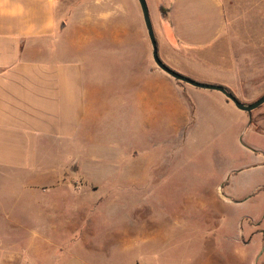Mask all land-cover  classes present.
I'll return each instance as SVG.
<instances>
[{
  "label": "rangeland",
  "instance_id": "1",
  "mask_svg": "<svg viewBox=\"0 0 264 264\" xmlns=\"http://www.w3.org/2000/svg\"><path fill=\"white\" fill-rule=\"evenodd\" d=\"M162 1L147 0L163 61L200 82L226 80L240 101L254 102L251 98L264 86V0H222L228 16L225 37L191 51L171 46L163 36L167 9ZM62 20L58 29L65 51L96 67L89 73L103 81L93 130L98 145L120 151L118 163H112L111 156L98 162V149L84 142L62 151V161L72 160L71 174L85 168L90 187L85 196L78 192L83 182L73 183L77 191L69 188L79 196L66 197L65 205L68 200L71 205L86 204L80 212H70V223L79 224L84 234L98 224L99 237L134 226L130 237L136 245L130 260L160 256L164 264H264L256 261L264 253V189L252 190L264 188V174L245 181L244 172L238 173L248 165L242 148L250 138L248 133L243 143L236 142L229 123L235 118L210 97L223 94L184 84L191 93H185L184 103L195 109L194 115L181 132L171 126L168 115L167 130L159 133V122H152L132 97L127 107L126 84L130 78L148 76L147 64L151 77L167 75L153 60L138 0H71L63 5ZM85 45L86 53H79ZM112 63L116 66L109 70ZM260 143L264 139H258ZM2 184L8 206L15 191L18 207L28 205L25 189L9 179ZM29 242L23 239L21 245L7 247L11 264H45L47 253H60L56 246Z\"/></svg>",
  "mask_w": 264,
  "mask_h": 264
},
{
  "label": "crops",
  "instance_id": "2",
  "mask_svg": "<svg viewBox=\"0 0 264 264\" xmlns=\"http://www.w3.org/2000/svg\"><path fill=\"white\" fill-rule=\"evenodd\" d=\"M70 1L0 0V264H11L7 247L21 245L23 239L33 246L41 241L60 249L56 257L47 253L45 264H121L125 259L124 264H164L160 256L129 259L136 245L130 237L134 226L99 237L98 224L84 234L79 224L70 223V212H80L86 204L71 205L68 200L65 205V198L79 193L85 196L90 187L81 162L80 170L71 174L72 160L62 161V151L84 142L90 149H98V162L106 156H111L112 163L120 161V151L99 146L93 131L103 81L89 73L96 67H90L82 58L75 59L64 49L65 40L58 28L62 27L63 5ZM161 6L167 9L161 25L163 36L179 50L206 49L227 33L228 16L222 0H163ZM138 31L144 33L141 23ZM80 50L86 53L87 45L80 46ZM115 66L112 63L109 70ZM147 73L127 82V107L132 97L152 122H159V133L167 130L168 115L171 126L182 131L195 113L188 102L184 103L185 93L190 91L185 83L172 81L168 75L151 77L149 64ZM219 81V85L230 88L226 80ZM263 94L264 86L251 100ZM210 97L235 118L229 123L235 128L236 142L243 143L249 133L250 139L242 148L249 162L238 170L244 172L242 180L264 174V144H257L258 139H264V105L250 117L224 95ZM56 150L59 159L55 158ZM7 179L28 192V205L18 207L16 191L13 204L8 206L3 201L2 182ZM74 182L84 183L77 194L69 189L77 191ZM260 187L252 190L264 189ZM254 221L261 224V219ZM24 234L29 237L24 238ZM257 256L256 261L264 262V253Z\"/></svg>",
  "mask_w": 264,
  "mask_h": 264
},
{
  "label": "water",
  "instance_id": "3",
  "mask_svg": "<svg viewBox=\"0 0 264 264\" xmlns=\"http://www.w3.org/2000/svg\"><path fill=\"white\" fill-rule=\"evenodd\" d=\"M138 2L142 11L144 23L152 45V57L159 69H161L163 72H165L167 75H169L178 82L185 83L196 88L218 91L222 93L227 98L228 101H231L236 106L237 109L248 113L250 117L255 110L259 109L261 106L264 105V94L260 96L256 101L250 104H246L240 101L232 92L228 90L227 87L219 84H209V83L197 81L173 69L168 64H166L160 56L159 45L155 35L154 26L147 0H138Z\"/></svg>",
  "mask_w": 264,
  "mask_h": 264
},
{
  "label": "trees",
  "instance_id": "4",
  "mask_svg": "<svg viewBox=\"0 0 264 264\" xmlns=\"http://www.w3.org/2000/svg\"><path fill=\"white\" fill-rule=\"evenodd\" d=\"M230 92H232L230 89H228ZM233 93V92H232Z\"/></svg>",
  "mask_w": 264,
  "mask_h": 264
}]
</instances>
